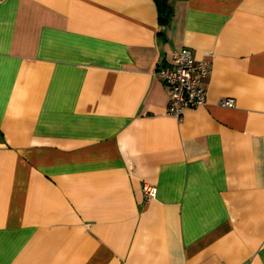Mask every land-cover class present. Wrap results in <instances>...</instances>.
Segmentation results:
<instances>
[{"label": "crops", "instance_id": "0c3cea01", "mask_svg": "<svg viewBox=\"0 0 264 264\" xmlns=\"http://www.w3.org/2000/svg\"><path fill=\"white\" fill-rule=\"evenodd\" d=\"M166 1L0 0V264H264V0Z\"/></svg>", "mask_w": 264, "mask_h": 264}, {"label": "built area", "instance_id": "2783aa9c", "mask_svg": "<svg viewBox=\"0 0 264 264\" xmlns=\"http://www.w3.org/2000/svg\"><path fill=\"white\" fill-rule=\"evenodd\" d=\"M154 73L167 88V113L180 117L186 108L205 104V90L202 82L208 73L207 66L205 60L194 58L192 49L182 47L172 50L169 60L158 63ZM233 102L231 98H222L219 103L231 106ZM142 190L146 198L156 193V187L147 182H143Z\"/></svg>", "mask_w": 264, "mask_h": 264}, {"label": "trees", "instance_id": "16d2710c", "mask_svg": "<svg viewBox=\"0 0 264 264\" xmlns=\"http://www.w3.org/2000/svg\"><path fill=\"white\" fill-rule=\"evenodd\" d=\"M159 5V19L161 22H167L172 14V8L166 0H156Z\"/></svg>", "mask_w": 264, "mask_h": 264}]
</instances>
